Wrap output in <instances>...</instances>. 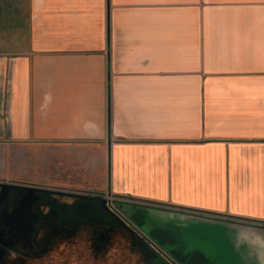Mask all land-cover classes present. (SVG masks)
<instances>
[{
  "label": "crops",
  "instance_id": "obj_1",
  "mask_svg": "<svg viewBox=\"0 0 264 264\" xmlns=\"http://www.w3.org/2000/svg\"><path fill=\"white\" fill-rule=\"evenodd\" d=\"M0 183L264 223V0H0Z\"/></svg>",
  "mask_w": 264,
  "mask_h": 264
},
{
  "label": "flooded vegetation",
  "instance_id": "obj_2",
  "mask_svg": "<svg viewBox=\"0 0 264 264\" xmlns=\"http://www.w3.org/2000/svg\"><path fill=\"white\" fill-rule=\"evenodd\" d=\"M3 184L0 264H54L50 259L54 256L55 264H79L76 258L69 261L81 250L88 252V264H96L97 255L118 245L126 251L129 242L137 248L140 264H186L194 258L204 259L198 252H179L177 239L165 229H151L145 216L149 210L131 208V217H126L122 207L114 204L125 199L32 184Z\"/></svg>",
  "mask_w": 264,
  "mask_h": 264
},
{
  "label": "water",
  "instance_id": "obj_3",
  "mask_svg": "<svg viewBox=\"0 0 264 264\" xmlns=\"http://www.w3.org/2000/svg\"><path fill=\"white\" fill-rule=\"evenodd\" d=\"M7 186L6 183L3 184V187ZM114 204L121 206L122 213L128 218L131 217L129 213L131 208L156 210L174 215L177 218L175 222L171 219H162L166 225L163 229L174 235L178 242L176 249L183 254L201 253L208 264L241 263L242 261H250V259H258L260 264H264V223L246 222L212 214L177 212L154 205L129 201H116ZM150 220L148 217V224ZM206 232L211 234V237L207 236ZM146 233L149 232L146 231ZM187 236L191 238V241ZM209 238L214 241L211 248L209 243L203 246L196 244H200ZM188 242L194 243L198 247L190 249L189 246L186 249L185 245H188ZM215 253H220V255L214 256ZM1 255L2 252L0 251V257ZM164 264L170 263L164 262Z\"/></svg>",
  "mask_w": 264,
  "mask_h": 264
},
{
  "label": "rangeland",
  "instance_id": "obj_4",
  "mask_svg": "<svg viewBox=\"0 0 264 264\" xmlns=\"http://www.w3.org/2000/svg\"><path fill=\"white\" fill-rule=\"evenodd\" d=\"M59 189H62V190H65V191H73V189L71 188H68V187H61ZM129 202H133V201H130V200H127ZM140 204V203H139ZM130 215H131V212L129 211ZM207 236L211 237V234H209L208 232H206ZM188 239H190L191 241V238L189 236H187ZM209 241V242H208ZM213 240H210V238L208 240L205 239V241H202L200 244L196 243L197 245H207V243H209L210 245V248L212 247V244H213ZM131 243V242H129ZM127 245V249L126 251L123 250L122 248H120V246H115V247H112L110 249H108V251L106 252V254H102L100 256H96V264H140V262L138 261V257H136V253H137V248H135L132 244H129ZM189 244L188 245H185L186 249H188V247L191 249V248H196L198 246H195L194 243H191V242H188ZM121 249V250H120ZM217 255H220V253H215L214 256H217ZM89 254L88 252L86 251H83L81 250L80 252H78V254L76 256H71L70 258V263H72V259L73 258H76L77 262L79 264H88L89 262ZM51 261H53L52 263L55 264V261L57 260V257L54 256V257H50ZM250 261L253 263V264H260L257 260L255 259H250ZM250 261H242L241 263L239 262H235V263H229V262H226V263H229V264H252ZM255 262V263H254ZM258 262V263H256ZM92 262H90L91 264ZM225 264V263H224Z\"/></svg>",
  "mask_w": 264,
  "mask_h": 264
},
{
  "label": "trees",
  "instance_id": "obj_5",
  "mask_svg": "<svg viewBox=\"0 0 264 264\" xmlns=\"http://www.w3.org/2000/svg\"><path fill=\"white\" fill-rule=\"evenodd\" d=\"M199 258V259H198ZM198 258H194V260L192 262H185L186 264H208L207 260L201 257Z\"/></svg>",
  "mask_w": 264,
  "mask_h": 264
}]
</instances>
